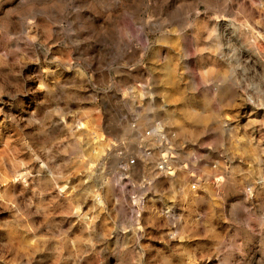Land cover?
Listing matches in <instances>:
<instances>
[{
  "label": "rangeland",
  "instance_id": "rangeland-1",
  "mask_svg": "<svg viewBox=\"0 0 264 264\" xmlns=\"http://www.w3.org/2000/svg\"><path fill=\"white\" fill-rule=\"evenodd\" d=\"M0 264H264V0H0Z\"/></svg>",
  "mask_w": 264,
  "mask_h": 264
}]
</instances>
